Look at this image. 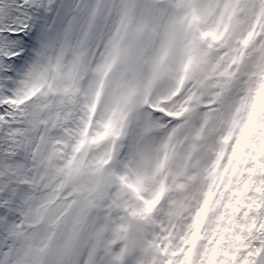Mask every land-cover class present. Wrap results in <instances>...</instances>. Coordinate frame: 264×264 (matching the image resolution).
I'll return each mask as SVG.
<instances>
[{
  "label": "snow or ice",
  "instance_id": "snow-or-ice-1",
  "mask_svg": "<svg viewBox=\"0 0 264 264\" xmlns=\"http://www.w3.org/2000/svg\"><path fill=\"white\" fill-rule=\"evenodd\" d=\"M0 264H264V0H0Z\"/></svg>",
  "mask_w": 264,
  "mask_h": 264
}]
</instances>
